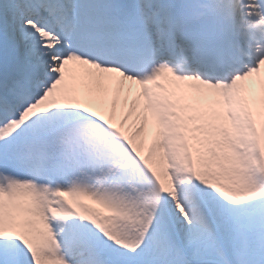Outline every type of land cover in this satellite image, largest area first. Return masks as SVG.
Returning a JSON list of instances; mask_svg holds the SVG:
<instances>
[{"label":"snow or ice","instance_id":"6c2138e0","mask_svg":"<svg viewBox=\"0 0 264 264\" xmlns=\"http://www.w3.org/2000/svg\"><path fill=\"white\" fill-rule=\"evenodd\" d=\"M0 264H264V0H0Z\"/></svg>","mask_w":264,"mask_h":264}]
</instances>
